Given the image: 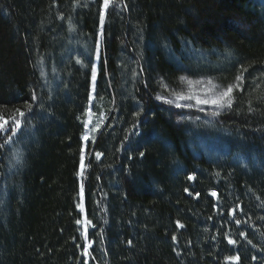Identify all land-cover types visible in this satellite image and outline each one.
<instances>
[{
    "label": "trees",
    "instance_id": "obj_1",
    "mask_svg": "<svg viewBox=\"0 0 264 264\" xmlns=\"http://www.w3.org/2000/svg\"><path fill=\"white\" fill-rule=\"evenodd\" d=\"M102 5L0 0V264H264V0Z\"/></svg>",
    "mask_w": 264,
    "mask_h": 264
},
{
    "label": "snow or ice",
    "instance_id": "obj_2",
    "mask_svg": "<svg viewBox=\"0 0 264 264\" xmlns=\"http://www.w3.org/2000/svg\"><path fill=\"white\" fill-rule=\"evenodd\" d=\"M110 3H112V0H103L102 11L100 13L101 25H103L104 19H105L104 10H106L109 7ZM243 71H247V69H244ZM95 79H96V68H95V66H93V68H92V80H93V82H95ZM181 79L184 80L185 78L182 77ZM243 80H244L243 73H241L240 75H237L235 77L236 83H231V84H228L227 86H223V87H221L217 84H214L211 80H209L207 82L208 86L204 89L205 98H203V99L200 97V95L193 93V92H189L188 94L173 93V95H175L178 100H181V99L182 100H196L197 104H211V105H214L216 108H231L233 105L234 99H235V97L233 95L234 90L240 89L242 87ZM186 82L190 86L193 84V81H191V80H187ZM196 83H200V82H196ZM94 87H95V84L93 83V88ZM167 102L172 103V101H167ZM179 106L180 105L177 104V107H179ZM26 107L29 111L31 110V105H27ZM24 115H25V113L23 111H21L20 109H15L14 113L11 116H9L8 118H5L3 114H0V130H4L5 126L8 125L9 121H12L14 124L13 132H15V130L18 129L20 127V124H21L19 117H23ZM88 115L89 116L92 115L91 111H89ZM90 123H91V119L85 121V127L87 128L88 124H90ZM99 127H100V124L98 123L96 125V127L91 129V131L95 132L99 129ZM82 139L85 141L90 139L87 132L84 133V135L82 136ZM100 155H101V153H96L97 159H99ZM141 155H143V153H141ZM84 168H85L84 155H83V150H82V154L80 157V172L78 173L79 175H81V176L83 175ZM188 178L190 180L194 179V177H192V176H189ZM186 191H187V189H186ZM83 193H84V188H83V184H81V186H80L81 197L83 196ZM197 195H199V194H197ZM212 195L215 196L216 193L213 192ZM78 208H79L80 212H84V206L82 203L78 205ZM76 223L78 225L79 224L85 225L84 235H85V237H87V226L92 225V221L87 220V219H85L83 221L80 219H77ZM238 223H239V221H238ZM180 227H183V225H180ZM241 235H243V233H241ZM173 239H175V237H173ZM129 243H131V242H129ZM228 243L229 244H235L236 241L229 239ZM249 243H251V242L249 241ZM90 247H91V242H88L87 247L84 248L83 255H85V256L89 255L88 248H90ZM228 259L232 260V261H238L239 257L238 256L229 257Z\"/></svg>",
    "mask_w": 264,
    "mask_h": 264
},
{
    "label": "rangeland",
    "instance_id": "obj_3",
    "mask_svg": "<svg viewBox=\"0 0 264 264\" xmlns=\"http://www.w3.org/2000/svg\"><path fill=\"white\" fill-rule=\"evenodd\" d=\"M88 126H89V124H88ZM87 133H88V135H89V134H90V131H88Z\"/></svg>",
    "mask_w": 264,
    "mask_h": 264
}]
</instances>
